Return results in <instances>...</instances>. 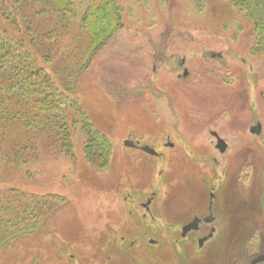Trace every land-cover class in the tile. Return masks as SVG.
I'll return each mask as SVG.
<instances>
[{
    "label": "rangeland",
    "instance_id": "rangeland-1",
    "mask_svg": "<svg viewBox=\"0 0 264 264\" xmlns=\"http://www.w3.org/2000/svg\"><path fill=\"white\" fill-rule=\"evenodd\" d=\"M228 1L116 0L123 25L101 48L75 60L60 47L53 75L66 78L106 136L109 159L93 167L77 129L69 154L41 141L25 163L3 164L0 191L25 193L4 197L21 207L29 198L42 211L3 236L0 264H249L264 255V50ZM209 131L227 144L224 155ZM127 140L161 157L129 150ZM211 185L222 213L198 249L180 228L204 214L195 212ZM152 193V213H141Z\"/></svg>",
    "mask_w": 264,
    "mask_h": 264
},
{
    "label": "trees",
    "instance_id": "trees-1",
    "mask_svg": "<svg viewBox=\"0 0 264 264\" xmlns=\"http://www.w3.org/2000/svg\"><path fill=\"white\" fill-rule=\"evenodd\" d=\"M228 2L252 22L255 44L264 50V0ZM73 22L78 30L70 44L64 43L61 39ZM122 25L116 0H0V167L25 163L41 141L44 148L69 154L77 129L86 140L87 161L97 169L105 167L110 144L79 106L73 87L63 84L66 78L59 82L54 77L51 59L60 47L71 49L70 59L80 60L87 51L93 54ZM62 61L67 62L64 57ZM87 62L80 65L85 68ZM7 190L0 191V240L29 220L34 224L42 211L41 203L29 198H22L27 204L21 207L18 198L4 197L25 194Z\"/></svg>",
    "mask_w": 264,
    "mask_h": 264
},
{
    "label": "flooded vegetation",
    "instance_id": "flooded-vegetation-1",
    "mask_svg": "<svg viewBox=\"0 0 264 264\" xmlns=\"http://www.w3.org/2000/svg\"><path fill=\"white\" fill-rule=\"evenodd\" d=\"M186 70H184L185 72ZM187 73V71H186ZM254 131L258 132V129H254ZM209 136L214 138L215 140V150L218 152L219 155H224L225 150L227 149V144L225 141L220 137L221 135L216 131H209ZM220 139L223 141V145L225 147L223 148V151H221L218 147L217 140ZM124 146L133 151H138L142 153L144 156L152 157V158H160L161 155L157 153V151L150 147L147 144H140L139 141H133V140H127L124 141ZM167 148H173L172 144L167 143ZM150 151L153 152V154L149 153ZM211 164H214L217 166L219 164L218 160L213 159L211 161ZM225 176V173L223 174ZM217 189L211 185L207 192V199L205 205H201L199 208V211L197 210L195 213H204V214H195L192 216V218L185 222L181 228H180V234L179 238L184 241L187 239H191L190 235H193V241H196V245L198 249H202L205 244H207L210 240L214 238V235L217 232L216 227V220L217 215L216 213H222L221 205L219 201H221L220 196L216 194ZM155 195L152 193L148 198L146 197L145 202L139 203V208L141 210V213H152L150 210L151 205L153 204ZM220 198V199H219ZM132 213V211H130ZM190 226V228L183 234V228ZM152 242V243H150ZM151 245H154L153 240H149L148 242ZM249 264H264V255L255 257L252 259Z\"/></svg>",
    "mask_w": 264,
    "mask_h": 264
},
{
    "label": "water",
    "instance_id": "water-1",
    "mask_svg": "<svg viewBox=\"0 0 264 264\" xmlns=\"http://www.w3.org/2000/svg\"><path fill=\"white\" fill-rule=\"evenodd\" d=\"M186 74H187V73H186V71H185V72H184V75H186ZM258 129H259V128H258ZM217 142H218V147H219V149H220L221 151H223V148L225 147V145H223V141L220 140V139H218ZM149 153L153 154L152 151H150ZM189 228H190V226L183 228V234H184ZM150 243H152V242H150Z\"/></svg>",
    "mask_w": 264,
    "mask_h": 264
}]
</instances>
